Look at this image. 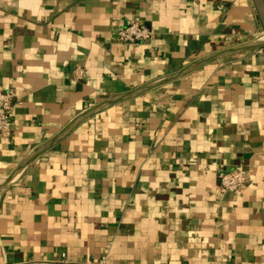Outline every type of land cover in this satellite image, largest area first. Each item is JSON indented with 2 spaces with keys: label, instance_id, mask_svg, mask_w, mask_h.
Listing matches in <instances>:
<instances>
[{
  "label": "crops",
  "instance_id": "crops-1",
  "mask_svg": "<svg viewBox=\"0 0 264 264\" xmlns=\"http://www.w3.org/2000/svg\"><path fill=\"white\" fill-rule=\"evenodd\" d=\"M263 40L252 0H0V264H264V46L191 67Z\"/></svg>",
  "mask_w": 264,
  "mask_h": 264
},
{
  "label": "built area",
  "instance_id": "built-area-1",
  "mask_svg": "<svg viewBox=\"0 0 264 264\" xmlns=\"http://www.w3.org/2000/svg\"><path fill=\"white\" fill-rule=\"evenodd\" d=\"M154 31L132 20L127 25L119 29L115 43L118 45L129 46H147L150 47ZM150 49V48H149ZM83 70L76 68L72 74L73 79L81 78ZM19 96L12 89L0 88V141H8L10 139L11 129L9 126L10 112L13 105L19 103ZM212 165H216L214 162ZM218 189L220 192H234L240 189L246 183V176L240 169H232L230 171H218ZM106 256H102L97 264H105ZM52 264H91L88 259L81 261L68 259L65 254Z\"/></svg>",
  "mask_w": 264,
  "mask_h": 264
},
{
  "label": "water",
  "instance_id": "water-1",
  "mask_svg": "<svg viewBox=\"0 0 264 264\" xmlns=\"http://www.w3.org/2000/svg\"><path fill=\"white\" fill-rule=\"evenodd\" d=\"M253 1V4H254V7H255V10L257 12V16H258V19L261 23V26H262V29H263V33H264V0H252ZM260 46H264V40L262 43L258 44H251L249 46H242V47H238V48H233V49H229V50H226V51H223V52H220L218 54H215L213 56H210L208 58H205V59H202V60H199L197 62H194L191 67L193 66H197L205 61H208V60H211V59H216V58H220V57H223V56H227L229 54H232V53H236V52H239V51H242V50H246V49H250V48H256V47H260ZM186 70V69H184ZM63 132L59 133L55 138H53L51 140V142H49L48 145L52 144L53 142H55V140L62 134ZM47 145V146H48ZM8 179L4 180L3 182H7ZM3 184V183H2Z\"/></svg>",
  "mask_w": 264,
  "mask_h": 264
}]
</instances>
